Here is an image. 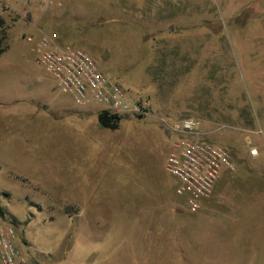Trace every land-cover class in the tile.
Wrapping results in <instances>:
<instances>
[{
  "label": "rangeland",
  "instance_id": "1",
  "mask_svg": "<svg viewBox=\"0 0 264 264\" xmlns=\"http://www.w3.org/2000/svg\"><path fill=\"white\" fill-rule=\"evenodd\" d=\"M0 16V206L26 257L264 264L262 200L244 204L250 213L229 211L225 223L180 208L162 232L151 207L152 195L175 186L164 164L178 134L161 118L192 117L202 138L229 146L240 162L228 182L264 183V148L257 158L248 152L249 141L264 142L254 133L264 129V0H0ZM41 32L147 94L152 115L100 125L103 105L75 103L25 40ZM243 216L258 219H232Z\"/></svg>",
  "mask_w": 264,
  "mask_h": 264
},
{
  "label": "built area",
  "instance_id": "2",
  "mask_svg": "<svg viewBox=\"0 0 264 264\" xmlns=\"http://www.w3.org/2000/svg\"><path fill=\"white\" fill-rule=\"evenodd\" d=\"M25 40L32 44L36 38L34 34H27ZM33 50L39 53L43 67L61 88L73 95L79 106L95 103L122 116L152 115L151 98L123 87L100 69L98 61L88 51L62 47L43 32ZM161 119L178 134L165 160V168L175 177L177 194L187 197L191 211H199L202 199L212 196L223 172L234 174L237 171L236 161L228 146L202 138L196 119L184 117L174 122ZM260 125L254 133L264 141V129ZM263 148L264 142L262 145L256 140L248 143V152L253 158L259 157ZM16 231L0 212V264H36L21 251Z\"/></svg>",
  "mask_w": 264,
  "mask_h": 264
},
{
  "label": "crops",
  "instance_id": "3",
  "mask_svg": "<svg viewBox=\"0 0 264 264\" xmlns=\"http://www.w3.org/2000/svg\"><path fill=\"white\" fill-rule=\"evenodd\" d=\"M40 35L36 34L35 35V38H36L35 43L30 44L32 47V50H33V46L36 43H38ZM78 113H79V116L86 115V112L83 114L82 111H79ZM166 160H167V158H166ZM227 174L229 177L230 173H228L226 171L221 176V178L224 177V179L221 180V178H220L217 181L212 196L210 198L207 197V198L202 199V206L199 210V214L206 217L209 221H214V222L219 221L220 223H225L223 221L226 220V217L229 218V216H227L228 215L227 213L233 209H235L236 212H239V210H241V211L246 210L247 212L250 213L252 211V210H250L251 207L249 206L250 208H248L244 204L245 203L248 204V202H250L251 199L262 200L261 202H264V183L258 184V185L254 184V185H241L240 186L239 184L238 185L233 184L232 182H228L227 180H225V177L227 176ZM230 175L232 176L233 174H230ZM136 185H137V182H136ZM174 185L175 186L171 192L169 190L167 191L168 188H166V190L160 188L161 192L156 193V194L152 195V197H151L152 198L151 203H153L154 197L158 199V201L151 204V207H152V209L153 208L159 209V210H157V212L160 216L157 217V220H156V223H157L156 228L159 229V232L160 231L162 232V230L165 228V225L167 223L170 224L171 227L172 226L175 227L177 225L175 223V221H176V216H178L180 213V211H178L180 208L183 209L186 207L187 209H190L187 205V200H186L187 197L186 196H180L177 194V192H176V181L174 182ZM162 187H164V186H162ZM166 187H167V185H166ZM169 188H170V186H169ZM253 192H260V193L258 196L253 197L252 196ZM146 194L150 195L149 192H147ZM146 194H142L140 196V198L144 199L145 197H147ZM135 201H136V199H135ZM137 201L138 202H136V204L141 202L139 200H137ZM239 203H241V204H239ZM239 205L241 207H239ZM138 207H140L141 209H143L144 207L146 209L151 208L149 205L139 204V205L135 206V209H137ZM218 213H221V215L218 216ZM125 214L127 215V211L124 213V215ZM249 217L250 216H243V217L232 218V219L235 222H239L243 219V221H246V222L251 221L254 223L257 221L256 219H258L257 216H251V218H249ZM172 218H174V220ZM230 219H229V221H230ZM170 220L172 222H170ZM154 225H155V223L152 222L149 227H151V226L154 227Z\"/></svg>",
  "mask_w": 264,
  "mask_h": 264
},
{
  "label": "trees",
  "instance_id": "4",
  "mask_svg": "<svg viewBox=\"0 0 264 264\" xmlns=\"http://www.w3.org/2000/svg\"><path fill=\"white\" fill-rule=\"evenodd\" d=\"M4 24H5V20L3 17L0 16V56L7 49V46L3 42V35H1V31L4 27ZM122 118H123L122 115H119L117 113H111L105 109H102L98 112V119H99L98 121H99L100 125H102L104 127H108V128H112V129H115V128L118 129L120 126V121H122ZM207 140H210V139H207ZM210 141L216 143L215 141H212V140H210ZM232 154H233V152H232ZM233 157H234L236 163L240 162V160H237V158L235 157V154H233ZM243 160L247 161L245 159H243ZM0 212L2 215L4 214V209L2 208V206H0Z\"/></svg>",
  "mask_w": 264,
  "mask_h": 264
},
{
  "label": "water",
  "instance_id": "5",
  "mask_svg": "<svg viewBox=\"0 0 264 264\" xmlns=\"http://www.w3.org/2000/svg\"><path fill=\"white\" fill-rule=\"evenodd\" d=\"M192 139L194 140V139H196V137H192Z\"/></svg>",
  "mask_w": 264,
  "mask_h": 264
}]
</instances>
